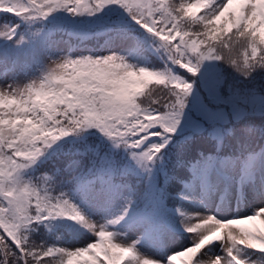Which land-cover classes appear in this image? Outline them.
Listing matches in <instances>:
<instances>
[{
  "label": "snow or ice",
  "instance_id": "6c2138e0",
  "mask_svg": "<svg viewBox=\"0 0 264 264\" xmlns=\"http://www.w3.org/2000/svg\"><path fill=\"white\" fill-rule=\"evenodd\" d=\"M59 12L100 19L47 27ZM0 17V264H264V0H0Z\"/></svg>",
  "mask_w": 264,
  "mask_h": 264
}]
</instances>
